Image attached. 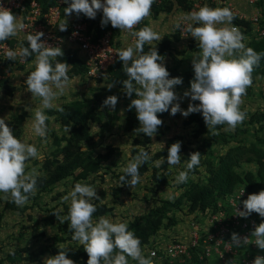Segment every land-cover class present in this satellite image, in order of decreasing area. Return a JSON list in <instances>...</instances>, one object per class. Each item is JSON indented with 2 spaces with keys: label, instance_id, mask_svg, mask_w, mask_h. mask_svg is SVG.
Listing matches in <instances>:
<instances>
[{
  "label": "clouds",
  "instance_id": "clouds-1",
  "mask_svg": "<svg viewBox=\"0 0 264 264\" xmlns=\"http://www.w3.org/2000/svg\"><path fill=\"white\" fill-rule=\"evenodd\" d=\"M68 7L64 8V15L76 14L96 19L102 12L101 27L109 23L120 32H127L135 39L134 46H128L118 51L119 61L122 62L123 72L127 79L122 81L123 91L127 97L133 94L137 98L131 99L128 111L135 109L140 127L135 133H142L149 138H154L163 121L158 114L168 113L176 116L180 113L185 118L193 113H202L208 130L220 125H227L223 130L235 131L239 124L247 118V112L240 109L242 97L247 94V89L252 86V73L254 67L264 58V52L257 53L254 49L246 47L243 42L246 37L240 29L233 25L234 13L227 7L211 8L204 5L198 11L186 14V19L201 25L193 27L190 23L187 31L198 42L200 49L198 57L192 59L194 79L190 82V91L184 92V97H190L193 103L188 109L182 110L181 97L175 92V87L183 84L181 77L170 78V73L163 63L164 57L159 55L157 48H150L144 52V46L152 45L159 41V34L151 27H143L139 31L133 29L151 15V9L156 0H62ZM27 26L10 9L0 6V42L17 37ZM67 22L59 25L60 31H67ZM178 28L179 25H176ZM43 32L28 34L26 40L28 47L21 50L22 59L35 54V71L27 76V91L33 97L40 98V105L33 111L34 118L32 130L35 135L46 141L48 134L47 121L50 119L45 114V109H52L54 101L71 84L68 75L72 66L56 61L63 57L61 48L53 47L42 42ZM9 60L16 59V53H7ZM53 61H56L53 64ZM94 86V85H93ZM113 84L107 86L111 91ZM199 101L196 105L194 102ZM118 97L108 96L102 103V108L108 107L115 110ZM63 111V109H59ZM123 115V111L121 112ZM95 127V125H93ZM65 131H70L66 126ZM218 134V133H217ZM164 147L163 144H159ZM181 142L173 143L168 148L167 163L169 168L181 164ZM39 151L34 144L22 142L13 134V129L0 118V193L5 197L10 196L17 206L28 203L31 196L36 193L37 175L35 169L26 171L29 161L39 157ZM151 157L147 151L141 149L133 162L122 169L125 175L120 177L122 186L127 185L134 189L141 183L140 166L148 163ZM161 157L154 161V166L159 168L164 162ZM201 163V153H190L186 161L185 171H180L176 183H186L189 171L194 170ZM130 177V179H128ZM163 194V193H161ZM244 194V190L242 195ZM64 201H71L69 213L65 217L53 214L60 223L70 221L68 230L73 233L72 240L84 246L88 254L87 264H129L128 258L137 264H154L151 258H145L141 240L130 231L127 223H113L106 216L93 220L97 211L93 200H99L94 187L77 182L74 188L66 195ZM243 211H238L240 218L247 219L252 213H257L264 219V190L258 194H251L243 201ZM251 236H254L255 245L264 250V222L254 226ZM248 237H240L232 233L231 243L240 246L247 244ZM62 249V246H61ZM155 256V253H151ZM43 264H75L68 258V251L60 250L55 256L44 258ZM252 264H264V256H256Z\"/></svg>",
  "mask_w": 264,
  "mask_h": 264
},
{
  "label": "trees",
  "instance_id": "trees-1",
  "mask_svg": "<svg viewBox=\"0 0 264 264\" xmlns=\"http://www.w3.org/2000/svg\"><path fill=\"white\" fill-rule=\"evenodd\" d=\"M26 1L38 2L42 6L43 12L46 13L51 7L55 6L58 1L62 0ZM221 1L224 2L226 0ZM258 3L259 6H263L262 0ZM204 5H208L213 9L216 8V5L211 0H205L196 11ZM195 6L196 1L194 0H156L152 6L151 15L148 18L158 20L160 16L164 14L170 15L176 10L188 14L194 11ZM66 7H68V5L63 3V16L64 8ZM225 7V5H221L218 8ZM102 16V13L97 14L96 19L88 20L90 23V31L93 32L95 39L100 38L105 32L111 31L113 33L112 43L117 47L115 42L120 34V30L113 28L110 23L102 28ZM234 16L233 25H236L246 37L243 41L246 47L254 49L257 53L264 52V38L257 41L255 38H251L256 33L255 27H253L254 23L250 20L242 19L236 14H234ZM148 18L136 26V31L147 26ZM260 25L261 28L264 29V19H261ZM192 26L198 27L201 25L194 23ZM188 35L191 34L188 32ZM182 39L183 35L181 28H178L173 34L164 36L158 45L155 46L159 55L164 57L163 63H165L169 57L174 56L173 44L181 42ZM192 39L195 40L194 38ZM3 42H7L12 50H14L18 44H20L21 50L24 47H28L27 41L20 43V41L15 38H10ZM195 42L196 41H193L194 47H196ZM155 47L146 44L144 46V52L147 53L150 48ZM63 53V57H57L56 61L67 63L72 66L68 73L70 79H89L85 60L81 55L79 56L80 51L65 50ZM0 59L3 62V69L10 74H14L17 71H25L26 64L35 60V54L25 59L26 64H19L16 59L9 60L7 57ZM56 61H53V64H55ZM167 70L170 73V78L181 77L183 79V84L175 88L190 90V82L194 79L195 75L193 70L179 71L176 68H167ZM32 71H35V69L25 73L23 84L25 88H27V76L30 75ZM258 78L264 79V58L259 62V66L254 67L252 73L253 83H256ZM102 79H104V83L107 86L113 84V88L123 90L122 81L127 79V76L123 72V65L122 62L119 61V58L116 63L109 67L107 72L104 73ZM102 79L96 82L102 83ZM16 91L17 87L12 85L8 79L0 80V94L3 93L11 98L15 96ZM106 98V96L95 95L93 99H79L71 105L62 108L63 111L49 109L45 112L50 119L54 118L55 123L59 125L62 135L58 136L54 131L51 133V138H53L52 144L49 148V152L45 155L44 161L40 163L41 167L39 171L41 172V176L36 177L37 185L35 194L39 196L40 194L52 191L56 186L70 180L73 182V185H75L80 181L89 183L91 179L100 176L104 182L103 176L105 175L111 176L115 180V184L112 185L110 189V194L113 197L114 203L117 204L127 186H122L120 181V177L125 175V173L113 170L112 167L115 165H104V163L111 158L110 156L115 151V148L108 145V154L106 156H95L98 144L94 138L93 125L100 126L99 130L104 132L106 127L110 124V122L105 121L101 115V106ZM131 98L135 99L137 97L133 94ZM128 106L129 105H126L125 107L127 113L125 117V131L127 133H134V130L139 128L140 125L137 120L135 109L128 111ZM167 114L168 113L158 114V118L163 121ZM50 119L47 121L48 129L51 122ZM30 120H32V116L28 111L23 110L20 114L12 116L6 123L13 129L14 136L20 139L24 133V124ZM248 124L250 126H255L252 138L249 136V129H244L240 126H237L235 131L225 132L223 129L226 128L227 125H220L215 129L208 130L202 113L190 114L183 122V127H191L193 129V137L197 141L194 147L191 141H188L190 145L188 143L183 144L180 152L181 163H185L184 166L186 168V161L190 158V153L197 151L201 153V163L194 170L189 171L186 183L175 184V187L182 192L179 197L173 200L161 199L159 204L153 207L148 213L135 217L127 224L129 230L133 231L136 237L141 240V248L145 258H148V255L144 252L145 248L153 244V239L159 236L160 232L172 230L180 224L177 218L178 212H185L186 215H192L211 209L216 213L219 209L218 205L224 203L229 196L234 194L241 187L247 188L251 194H256V192L261 189L264 190V111L252 113ZM66 126L70 131H65ZM161 128L162 127L159 128L157 133L158 139L165 134ZM182 138L181 136H174L164 147L156 152H153L150 147L153 141L152 138L142 134L133 139L132 145L137 148L133 150L134 156H137L140 150L144 149L151 157L148 163H145L139 168L141 177L151 173L148 177L149 184L145 186L146 193L144 200H148V196L156 194L158 190L171 186L172 179H170V175L172 173L167 163L168 148ZM220 145L225 147L224 151H217L216 148ZM161 157L165 160L161 166L157 168L154 166V161ZM37 164L39 163L37 162ZM202 168H205L204 175L201 170ZM193 176H197V180L192 179ZM128 179H130V177ZM98 196L100 197L99 200L92 201L97 208V211L93 215V220H98L101 216L112 215L115 210V206L105 202L107 198V193L105 191H101ZM58 198H61L60 194H58L54 200H58ZM32 199L35 200L36 195L31 196L29 200ZM70 204L71 203H67L66 201L63 202L62 211L58 210L59 206L48 209V216L44 217L42 220L43 226L47 228V232L45 230L32 237L34 242L41 244L40 249L38 251H31V243L26 244L24 247L20 245L17 246L16 250L8 255L9 258H13L10 264H20L28 261L39 262L43 257L57 255L60 250L68 251V258L74 260L75 264H87L89 257L84 251L83 245L76 243L68 249L64 247L65 244L73 241V233L68 230L70 221L65 220L64 223H60L56 216L53 215L56 214L60 217L67 216ZM5 209H10L15 212L23 210L12 200L6 202ZM1 218L2 216L0 215V219ZM256 218L259 224L264 222V219L257 213ZM53 228L56 229V231H54ZM20 237L23 238V235ZM22 253H26L27 255L23 257ZM128 261L129 264H137V262L130 257ZM205 261L211 262L207 259H205ZM5 263V259H0V264ZM185 264H203V261L200 260L196 250H192V258Z\"/></svg>",
  "mask_w": 264,
  "mask_h": 264
},
{
  "label": "rangeland",
  "instance_id": "rangeland-1",
  "mask_svg": "<svg viewBox=\"0 0 264 264\" xmlns=\"http://www.w3.org/2000/svg\"><path fill=\"white\" fill-rule=\"evenodd\" d=\"M205 0H197L196 4L201 5L202 2ZM238 3L239 10L247 11V13H251L254 9H261L262 14L259 16L260 19H264V0L263 6H259L258 4L252 5L249 4L247 0H236ZM236 1L231 5L232 12L238 10L235 7ZM237 5V4H236ZM263 7V8H261ZM180 12V11H179ZM179 12H174L170 15L164 14L160 16L158 20L151 19L147 22V26L151 27L153 31L157 32L160 36L159 41H154L151 45L155 47L158 43L163 39L164 36L173 34L178 28H181L184 24H194L193 22L187 20L185 14H180ZM239 13H241L239 11ZM235 14V13H234ZM245 14V13H244ZM87 18V17H85ZM250 18V21H253L255 16H247ZM89 20V18H87ZM176 25H179L177 28ZM255 24H253V27ZM259 26L261 27L260 23ZM252 27V28H253ZM136 31V27L133 29ZM256 31V30H255ZM256 34V35H255ZM253 37L256 41L260 40L261 38L255 33ZM14 37L15 39H21L20 42L24 41L22 36ZM191 35L188 37H183L181 42L173 44V57H169L164 65L166 68H176L179 71H186V70H193L192 59L194 57H198L200 49L198 48V42L192 39ZM250 38V39H251ZM254 40V39H253ZM193 41H196L194 47ZM115 44L119 50H123L128 46L135 45V39L132 37L130 33L127 32H120L118 35ZM82 55V53H81ZM80 56V53H79ZM35 61V60H34ZM34 61L25 63L26 70L23 72H15L11 74L10 78L8 79L12 85L17 87V91L14 97H7L5 94H0V118L6 119L8 121L12 116L20 114L26 108H30L34 110L38 107L41 103L39 97H33L30 92L27 91V88L23 87L25 73L27 71L35 69ZM2 60L0 59V69L3 70ZM70 86L64 92L63 95H60L53 103L54 107L52 109L59 110L64 108L65 106L71 105L77 100L82 99H93L95 95H102V96H112L115 95L118 97V103L115 110H111L108 107H104L101 109V115L103 116L105 121H109L110 124L106 127L103 131L99 130L100 126L93 127V134L95 141L98 144V148L95 151V156L101 155L102 157L108 154L107 147L111 145L115 148V151L110 156L111 158L104 163L106 166H113V170L118 172H123L122 169L126 168L130 162H133L135 157L133 154V150L137 149L136 146H133V139L138 135H142V133H127L125 131L126 125V105H130L131 99L126 96L125 92L118 88H112L111 91L108 90L107 85L104 83V79H102V83H98L92 79L83 78H76L71 80ZM94 85V86H93ZM178 96L181 97L179 103L182 110H187L191 101L190 97H184L185 91H190L188 89H174ZM247 94L242 97L243 103L240 105V109L242 111L247 112V118L242 124H239L241 128H248L249 129V136L252 138L254 135V128L255 126H250L249 120L251 118V114L264 111V79L258 78L256 83H252V86L247 89ZM196 105L199 104V101L194 102ZM49 109H45V112ZM123 111V115L121 112ZM28 113L32 116V120L26 122L24 124V133L23 136L20 138L22 142H26L28 144H34L38 151L39 157L32 159L29 161V166L26 171H31L32 169L36 170L38 173L37 177L41 176L40 163L44 161L45 155L49 152V148L52 144L51 133L54 131L58 136H61L62 133L60 131L59 125L55 123L54 118L50 119V126L49 131L47 134L46 141L41 137L35 135L34 131L32 130V123L34 118V112L28 111ZM183 115L177 113L176 116L170 115V110L163 120L164 126H162V130L165 132L163 136H160V139L157 138V134L154 138H152V145L150 146L153 152L158 151L162 147L159 144H163L164 146L166 143L172 139L174 136H181L182 139L178 140L183 144L188 143V141L193 142V147L196 145V139L193 137V129L191 127H183V122L186 120ZM140 127V126H139ZM250 127V128H249ZM101 134V135H99ZM189 144V143H188ZM190 145V144H189ZM217 151H224L225 147L223 145L218 146ZM37 162L39 164H37ZM185 163H181L177 166L171 167V175L170 179H172V184L170 187L162 188L156 192L154 195L148 196V200H144L145 196V186L149 184V175L141 177V183L137 184L134 189L126 186L124 189L123 194L120 196L119 201L114 203L113 197L110 194V189L112 185L115 184V180L111 176H103L104 182L99 177L95 179H91L89 183L85 182L86 184L94 187L97 191V195L101 191H105L107 193V198L105 200L106 203L109 205L115 206V210L112 215L106 216L109 218L113 223H129L135 217L148 213L153 207L157 206L161 199L173 200L181 195V191H179L176 187V177L178 176L180 171L187 170L184 166ZM203 175L205 174V168L201 169ZM103 173V172H101ZM100 173V175H101ZM197 176H193L192 179L197 180ZM81 182V181H80ZM73 182L70 180L68 182H63L62 184L53 188L52 191L40 194L39 196L36 195L35 200H29L28 203L20 207L18 211H12L10 209L6 210L5 205L6 202L11 200L10 196L8 198L5 197L4 193H0V215L2 218L0 219V259H5V264H10L13 261V258H9L8 255L12 253V251L16 250L17 246L24 247L26 244L31 243L30 250L31 251H38L41 247V244H37L34 242L32 238L34 235H38L40 232L45 231L47 232V228L43 226L42 220L44 217L48 216V209L53 207H58L59 211H62L63 206L62 203L64 201V197L68 195V193L74 188ZM163 193V194H161ZM60 194L61 198L58 200H54L55 197ZM95 201V200H93ZM67 203H71L70 200L66 201ZM25 209V210H24ZM193 216L186 215L184 212H178L177 218L179 219L180 224L172 229V230H164L160 232L159 236H157L158 240L162 243L169 242L173 237H180L185 236L184 231L188 230L191 226ZM96 221V220H94ZM54 231L56 229L53 228ZM23 235V238L20 236ZM154 238L153 240H156ZM77 241H71L64 245L66 249L69 247L74 246ZM79 244V243H78ZM23 257L27 254L22 253ZM48 257V256H46ZM44 258H41L39 262H23L20 264H43ZM204 263H209L207 261H203ZM177 264V263H176ZM209 264H221L220 262L215 259H212Z\"/></svg>",
  "mask_w": 264,
  "mask_h": 264
},
{
  "label": "built area",
  "instance_id": "built-area-1",
  "mask_svg": "<svg viewBox=\"0 0 264 264\" xmlns=\"http://www.w3.org/2000/svg\"><path fill=\"white\" fill-rule=\"evenodd\" d=\"M218 8L226 6V1L211 0ZM255 5L260 0H247ZM0 6L10 9L27 26L20 32L19 36L26 40L28 34L43 32L42 42L53 47H59L62 51L78 50L83 54L85 64L88 68V77L92 80H100L109 67L114 65L118 59L119 49L113 45V33L105 32L100 38L95 39L90 31V23L87 18L80 16L67 23V31H60L59 25L66 23L63 16V2L58 1L48 12L44 13L42 6L36 2L26 0H0ZM200 5L196 4L194 11ZM99 12L98 14H101ZM246 19L245 16L241 17ZM261 19L258 15L253 19L255 30L260 38H264V29L259 26ZM236 26V25H234ZM188 24L181 26L183 37H188ZM237 27V26H236ZM18 41L21 39H17ZM21 43V42H20ZM16 53L19 64H25L22 59L20 44L11 49L7 42H0V58H8L7 53ZM9 72L0 69V80L8 79ZM244 190V194L242 192ZM261 190H258V194ZM251 195L247 188L241 187L229 196L224 203H220L218 211L209 209L205 212L194 213L191 226L184 231L185 236L173 237L169 242L162 243L158 238L153 244L145 248L148 258L154 264H185L192 258V250H196L201 261L216 259L221 264H252L256 256H264V250L255 245V237L251 236L254 226L259 225L256 213H252L247 219L240 218L238 211H243V201ZM232 233L240 237L247 236L248 243L240 246L231 243ZM155 253V256H151Z\"/></svg>",
  "mask_w": 264,
  "mask_h": 264
},
{
  "label": "crops",
  "instance_id": "crops-1",
  "mask_svg": "<svg viewBox=\"0 0 264 264\" xmlns=\"http://www.w3.org/2000/svg\"><path fill=\"white\" fill-rule=\"evenodd\" d=\"M194 1H197V0H194ZM236 1V0H235ZM244 1V0H243ZM234 2V0H226V7H228L231 11L232 10H234L233 8H231V5H232V3ZM245 2V1H244ZM237 4V5H236ZM236 4H235V7L238 9V10H236V11H234V13L236 14V15H238V17H242V16H245L246 17V20H249L250 18H247V16H256V15H258V16H260L261 14H262V10L259 8V9H254V11L253 12H251L250 14L249 13H247V11H242V10H239V8H238V3H237V1H236ZM250 4V3H249ZM261 8H263V7H261ZM177 11V10H176ZM175 11V12H176ZM239 11L241 12V13H239ZM177 12H179V11H177ZM181 12V11H180ZM179 12V13H180ZM245 13V14H244ZM180 14H184V13H180ZM186 15V14H185ZM163 16V15H162ZM77 16H76V14L75 13H73L71 16H65V18H64V20H65V22H67V23H69V22H71L72 20H74V18H76ZM151 20V18H148V22ZM80 55H81V53H80ZM82 57H83V54L81 55ZM10 76H11V74H9V76H8V79L10 78ZM12 84V83H11Z\"/></svg>",
  "mask_w": 264,
  "mask_h": 264
}]
</instances>
